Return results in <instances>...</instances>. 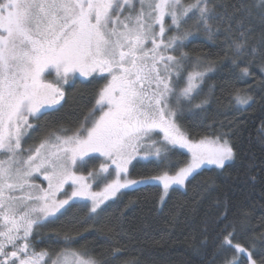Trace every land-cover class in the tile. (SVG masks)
Instances as JSON below:
<instances>
[{
	"label": "snow or ice",
	"instance_id": "obj_1",
	"mask_svg": "<svg viewBox=\"0 0 264 264\" xmlns=\"http://www.w3.org/2000/svg\"><path fill=\"white\" fill-rule=\"evenodd\" d=\"M214 15L208 0H0V264H97L70 247L37 252L30 237L70 202L90 204V214L96 213L121 189L155 180L163 182L167 193L173 185H184L202 165L222 169L234 158L227 133L193 143L176 123L185 111L181 105L200 95L213 70L210 61L193 59L182 49L201 28L211 39L209 20ZM189 19L196 22V32L184 27ZM169 30L174 33L166 36ZM243 48V42L235 43L237 54ZM48 70L55 72V83L46 81ZM76 73L107 74L84 122L71 135H61L66 131L61 128L37 146L23 148L22 140L33 128L29 118L39 119L42 109L60 105L65 97L60 85ZM240 75L250 73L243 68ZM234 99L244 107L251 97L237 91ZM157 129L163 133L160 141L152 139ZM158 143L188 149L191 162L173 176L127 179V166L141 150L144 160L165 162L168 148ZM93 154L107 162L88 176L77 174L78 167L97 158ZM34 172L45 176L47 189L30 183ZM109 175L115 179L109 182ZM89 179L103 183V190L92 191ZM65 185L70 194L57 200ZM64 240L70 244L72 237L65 235ZM225 243L256 264L247 249L232 245L230 238Z\"/></svg>",
	"mask_w": 264,
	"mask_h": 264
},
{
	"label": "trees",
	"instance_id": "obj_2",
	"mask_svg": "<svg viewBox=\"0 0 264 264\" xmlns=\"http://www.w3.org/2000/svg\"><path fill=\"white\" fill-rule=\"evenodd\" d=\"M263 1L208 0L215 13L209 20L214 30L211 39L201 28L182 49L193 58L210 61L213 70L203 85L208 92L202 90L199 101L190 105L192 112L179 115L176 121L193 139L227 133L234 158L222 169L202 167L185 187L170 188L165 198L162 186L149 182L122 189L96 213L90 214L88 204L71 202L52 222L34 229L29 240L32 248L55 253L70 247L97 264H249L246 253L225 243L230 238L232 245L244 247L257 264H264ZM184 27L197 31L193 19ZM236 42L244 43L240 54ZM243 68L250 75L241 76ZM102 77L65 83L64 100L42 112L24 144L36 145L61 128L66 130L60 133L64 135L79 128L105 84ZM237 91L251 97L248 105L236 104ZM205 99L201 108L193 107ZM167 148L162 164L131 161L130 176L173 173L189 160L186 149ZM101 161L92 159L83 170L96 172ZM65 235L72 237L70 244Z\"/></svg>",
	"mask_w": 264,
	"mask_h": 264
},
{
	"label": "rangeland",
	"instance_id": "obj_3",
	"mask_svg": "<svg viewBox=\"0 0 264 264\" xmlns=\"http://www.w3.org/2000/svg\"><path fill=\"white\" fill-rule=\"evenodd\" d=\"M192 2V0H189V2ZM263 1V0H262ZM183 2L185 3V1L183 0ZM264 2V1H263ZM186 4V3H185ZM137 7H138V5H137ZM170 23V19L169 18H166V20H165V24H166V26L168 25ZM158 30V29H157ZM194 30H196V29H194ZM174 33V30H169L167 33H166V36L167 35H171V34H173ZM148 47H151V44L149 43L148 44ZM173 55H175L174 53H172ZM190 56V55H189ZM190 57H192V56H190ZM193 58V57H192ZM194 59V58H193ZM188 71H190L189 69H187ZM94 75H98V76H104V77H106L107 76V74L106 73H104V74H100V73H94L92 76H94ZM76 78H80V79H82V80H84V79H87V78H89V77H83V76H81L79 73H76V74H69V78H68V81H67V83H70V82H72L74 79H76ZM45 79H46V81H48V82H53V83H55L56 82V79H55V72L53 71V70H48L46 73H45ZM205 79H206V77H205ZM107 83V79L105 80V84ZM204 83H205V80H204V82H203V85H204ZM64 85H65V83H62L60 86H61V88H62V90L64 89ZM202 85V90H203V92H204V94H205V92L207 93L208 91H207V89L206 88H204V86ZM202 90H201V92H200V95H198V96H195V99H193V101L192 102H194V101H199V98L202 96ZM195 95V94H194ZM199 97V98H198ZM203 98V97H202ZM191 102V103H192ZM200 104V103H199ZM190 105H192V104H182L181 106L185 109V111H184V114H187L189 111H187V109H189L190 108ZM56 106H58V105H55V106H53V107H56ZM52 107V108H53ZM44 110H46V109H42V112L44 111ZM96 115L97 116H99L100 115V112L99 111H97V113H96ZM178 116H179V114L177 115V117H176V120H178ZM29 120H30V123H32L33 124V126H34V124H35V121H36V119H33V118H29ZM176 123H177V121H176ZM178 124V123H177ZM90 126V125H89ZM179 126V125H178ZM180 127V126H179ZM31 131V129L29 130V132ZM28 132V133H29ZM183 132V131H182ZM156 133H159L158 135L157 134H153V136H152V139H155V140H157V141H160V140H162L163 139V133H161V132H159V130L157 129L156 130ZM184 133V132H183ZM72 133H70V134H65V135H71ZM61 135H64V134H61ZM160 135V136H159ZM187 136V135H186ZM187 138L190 140V141H192L193 143H196V142H199L201 139H193V138H190V137H188L187 136ZM207 138H209V139H214L215 137H207ZM24 139H25V137H24ZM24 139L22 140V147L23 148H28V147H30V146H28V145H25L24 144ZM202 139H204V138H202ZM40 143V142H39ZM39 143H37L36 145H32V146H37ZM145 143H147V141H145ZM157 146L158 147H162V148H165V147H167V145H164V144H157ZM178 146V145H177ZM182 149H186V148H182ZM188 152H189V150L188 149H186ZM25 155H27V153H25ZM94 156H96V157H100L101 159H102V161H101V163L103 164V163H106L107 161L105 160V158H103V157H101V156H99V154H93ZM143 150H141V154L140 155H138V156H136L133 160H144L143 158ZM4 157L2 156V155H0V159H3ZM133 160H132V162H133ZM145 161V160H144ZM191 162V153L189 152V160L184 164V165H182L181 167H185L188 163H190ZM205 166H215V165H210V164H204V165H202L201 166V168L202 167H205ZM84 167V166H83ZM83 167H78L77 169H76V171H77V174H81V175H85V176H88V173L89 172H85L84 170H83ZM128 167V169H129V165L127 166ZM180 167V168H181ZM179 168V169H180ZM200 168V169H201ZM179 169L177 170V171H179ZM200 169H197L196 171H198V170H200ZM97 171H99V169H97ZM96 171V172H97ZM177 171H175V172H173V173H168V172H165V173H167L169 176H173V175H175L176 174V172ZM112 173V168L110 167L109 168V174H111ZM165 173H161V174H158V175H155V176H152V177H158V176H162V175H164ZM150 177V176H149ZM122 180L125 178V174H121V177H120ZM126 178L127 179H132V180H142L143 178H145V177H143V178H136V177H132V176H130V174H129V170H128V172H127V174H126ZM112 179H115V176L114 175H109V182L112 180ZM29 181H30V183H32V184H35V185H38L39 187H40V189H47L48 188V181L45 179V176L44 175H42L40 172H34L33 174H32V176L29 178ZM187 181V180H186ZM186 181H185V184L184 185H173L172 187H174V186H177V187H185V185H186ZM151 182H156V183H158V184H160L161 186H162V189H163V182L162 181H155V180H153V181H151ZM89 183H91L92 184V191H94V192H100V191H102L103 190V187H104V184L103 183H100V185H97L96 186V184H98L95 180H92V179H89ZM134 186V185H133ZM131 187V186H130ZM172 187H170V188H172ZM170 188L167 190V193H165L164 192V189H163V197L165 198L167 195H168V193H169V191H170ZM122 190V189H121ZM120 190V191H121ZM119 191V192H120ZM70 192H71V189L68 187V185H65V187H64V189H62L60 192H58L57 194H56V199L57 200H63V199H66L67 198V195L68 194H70ZM118 192V193H119ZM33 193L35 194V195H39V194H41L39 191H37V190H33ZM117 193V194H118ZM16 195H20V193L19 192H17V193H15ZM116 194V195H117ZM115 197V196H114ZM113 197H110L109 199H107V200H105L104 201V203H106V202H108L109 200H111ZM71 203V202H70ZM103 203V204H104ZM103 204H101V206L103 205ZM89 205V207H91V205L90 204H88ZM33 243H35V242H33ZM242 248H244V247H242ZM245 249V248H244ZM252 255V254H251ZM86 258H88V257H86ZM251 259H254V256L252 255L251 256ZM255 260V259H254ZM256 261V260H255ZM249 264H250V259H249ZM256 264H257V262H256Z\"/></svg>",
	"mask_w": 264,
	"mask_h": 264
},
{
	"label": "flooded vegetation",
	"instance_id": "obj_4",
	"mask_svg": "<svg viewBox=\"0 0 264 264\" xmlns=\"http://www.w3.org/2000/svg\"><path fill=\"white\" fill-rule=\"evenodd\" d=\"M7 250H8V251H11L12 249L9 247Z\"/></svg>",
	"mask_w": 264,
	"mask_h": 264
}]
</instances>
